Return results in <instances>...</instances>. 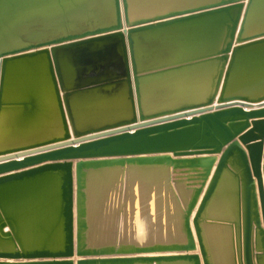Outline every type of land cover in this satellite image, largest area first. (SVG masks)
<instances>
[{
    "label": "water",
    "instance_id": "95a60500",
    "mask_svg": "<svg viewBox=\"0 0 264 264\" xmlns=\"http://www.w3.org/2000/svg\"><path fill=\"white\" fill-rule=\"evenodd\" d=\"M119 86L114 120L67 103ZM47 101L0 145V264H264V0H0V116Z\"/></svg>",
    "mask_w": 264,
    "mask_h": 264
},
{
    "label": "crops",
    "instance_id": "0c3cea01",
    "mask_svg": "<svg viewBox=\"0 0 264 264\" xmlns=\"http://www.w3.org/2000/svg\"><path fill=\"white\" fill-rule=\"evenodd\" d=\"M179 77L174 80H168L166 78L150 79L145 81L144 88L147 90V96L152 97H164L173 98L175 97L174 91L181 93L180 95L191 98H204L205 84L202 80V72L198 70L194 75L190 74ZM192 81V85H191ZM113 89V90H112ZM109 91H104V93H94L88 97H84L85 102L71 101V97L67 103L73 113L79 110L82 112L92 114H98L99 118L97 121L105 122L108 120H114L108 115H116L117 113H128L129 104L126 102L125 92L123 87L112 88ZM63 95V93H62ZM114 97V102H110L109 97ZM64 97V95L62 96ZM91 100L92 103H88ZM108 101V102H107ZM64 101V105H65ZM55 103L47 101L46 106L49 107L48 111L40 112L34 119H24L20 111L11 112L6 108L2 111L0 116V145H13V144H28L27 140L31 138H45L49 137L51 133L61 128L60 119H58L56 111L52 110L50 106H54ZM91 105V107L89 106ZM56 106V105H55ZM94 108L92 110H87L88 108ZM138 105L136 104V108ZM102 115V117H101ZM84 116V115H83ZM101 117V118H100ZM87 122H94V118L86 120ZM69 127L71 128V123L68 119Z\"/></svg>",
    "mask_w": 264,
    "mask_h": 264
},
{
    "label": "rangeland",
    "instance_id": "374dc122",
    "mask_svg": "<svg viewBox=\"0 0 264 264\" xmlns=\"http://www.w3.org/2000/svg\"><path fill=\"white\" fill-rule=\"evenodd\" d=\"M75 193H76V191H75ZM76 201L77 200H76V195H75V197H74V202H75V207H74V218H75V220H74V231H75V236L77 234V230H76L77 229ZM102 258H108V257H102ZM80 259H83V258H80ZM73 260H74L75 264H77V261L79 260V258L76 257ZM15 262H19V261H15Z\"/></svg>",
    "mask_w": 264,
    "mask_h": 264
},
{
    "label": "bare ground",
    "instance_id": "6f19581e",
    "mask_svg": "<svg viewBox=\"0 0 264 264\" xmlns=\"http://www.w3.org/2000/svg\"><path fill=\"white\" fill-rule=\"evenodd\" d=\"M208 90H209V87H207V88H205V93L206 92H208ZM115 97V96H114ZM114 97L112 96V97H109V99L108 100H112V101H114ZM108 102V101H107ZM90 114V113H89ZM91 117H93L94 118V121H96V117H95V115H91ZM90 117V118H91ZM89 117L87 118V117H83V115L82 116H79V120L81 121V122H84V121H86L87 119H90Z\"/></svg>",
    "mask_w": 264,
    "mask_h": 264
}]
</instances>
